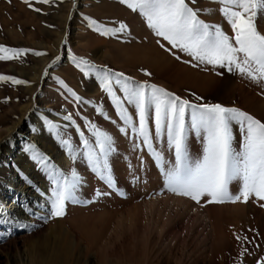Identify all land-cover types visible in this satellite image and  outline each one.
I'll return each instance as SVG.
<instances>
[{"label": "rangeland", "instance_id": "obj_1", "mask_svg": "<svg viewBox=\"0 0 264 264\" xmlns=\"http://www.w3.org/2000/svg\"><path fill=\"white\" fill-rule=\"evenodd\" d=\"M30 3L31 7L24 3V0H0V45L31 50L19 59L0 61V75L14 76L29 82L15 85L0 81V129L2 124L10 126L13 121L31 129L35 122L32 119H37V123L40 124L37 132L43 139L38 140L33 135L29 137L30 132L27 133L25 129L23 134L25 139H19L10 146L14 153H8L7 158L16 159L17 150H20L19 153L25 162L32 164L52 188L46 174L41 171L26 148L29 144L35 145L52 164L65 174H69L57 161L59 153H63L72 161L71 171L76 168L81 169L92 178L94 188L90 192L80 188L83 191L77 192L80 200L92 201L91 203L69 201L66 215L51 217L49 202L47 209L42 208L39 211V215L46 219H40L41 222L32 231L16 228L11 236L5 235L0 238V264H5L7 257L20 259V256L33 264H152L158 257L162 259L167 255L173 259L180 257L185 251L181 244H177L172 233L158 229L161 227L163 216L145 209V202L151 200L154 192L161 196L176 195L166 190L163 175L151 155L146 150L135 149L134 143L139 141L134 140V134L130 132L125 136L119 131V128L124 126L123 122L100 80L94 73L85 75L76 67V62L80 58L86 59L97 68L123 72L134 81H148L194 103H220L227 107H238L262 122H264V89L236 72H228L226 69L212 65L193 67L192 64L196 61L174 49L176 55L180 56L177 60L176 56L166 51L170 45L155 35L148 27L145 18L138 11H133L122 4L120 0H50L49 3L30 0ZM194 7L211 10L201 11L200 18L211 24H219L229 35L232 34L230 25L219 11L221 7L219 3H215L214 0H197ZM36 8L40 11H35ZM92 20L106 28H117L120 23H124L127 25V30L115 35H102L91 24ZM258 28L264 32V19L258 20ZM161 44L164 47H161ZM35 52H42L45 55L37 56ZM74 56L77 61L73 60ZM42 66L44 71L38 90L34 93V104L25 115H22L20 110L28 103L31 96L27 88L32 85V76L38 73ZM144 70L151 72L152 75H145ZM217 72H222L223 75H217ZM61 80L82 97V102L75 100L59 83ZM114 87L117 95L123 98L119 86ZM196 96L203 99L197 101ZM125 106L133 119L138 120L135 108L131 105ZM100 108L103 112L99 110ZM67 114L73 115V119L80 126L79 130L71 122L63 119ZM48 121L59 125L60 134L72 140L76 150L75 158L60 145L55 132L48 130ZM89 121L111 135L115 141L117 152L110 158V162L117 187L124 192L123 196L101 181L92 172L82 155L85 150L82 144L83 137H80L79 131H83L90 141L94 140ZM149 123L154 131V125L151 121ZM234 135V146L239 148L241 133L236 125H234ZM201 143L199 138L191 137L190 147L193 155L201 152ZM161 148L165 159H172L166 146L161 145ZM18 171L19 176L23 177L25 169ZM13 175L11 162L2 160L0 183L6 185ZM133 177L139 179L134 182ZM32 180L39 184L36 178ZM152 185L154 190L151 189ZM97 190L111 194L97 197L95 195ZM230 190L233 193L238 192L239 182L230 185ZM129 199L132 200L131 203H127ZM251 203L264 212V208L259 206L260 202L255 198L250 199L248 203L240 204L250 207ZM231 204L234 203L218 205ZM163 209L168 211L166 208ZM249 210L250 208L245 212L247 215L228 219L226 227L227 233L248 239L236 240L235 237L237 242L230 240L227 245L224 244L218 250L216 254L218 256L214 257L212 261L216 260L212 264H258L260 258L264 257V215L260 211H256V214L254 210ZM201 227L193 232V237L190 239L192 242L197 244L204 242L203 227ZM8 229L3 228V233ZM144 230L147 231V236L144 235ZM142 235L145 236L144 240ZM12 240L18 243L17 247L11 246ZM128 248L132 251H128ZM233 250L238 252H232ZM187 254L189 264H197L196 258L201 257L200 252L188 251Z\"/></svg>", "mask_w": 264, "mask_h": 264}, {"label": "snow or ice", "instance_id": "obj_2", "mask_svg": "<svg viewBox=\"0 0 264 264\" xmlns=\"http://www.w3.org/2000/svg\"><path fill=\"white\" fill-rule=\"evenodd\" d=\"M40 2L49 3L50 0ZM120 2L129 9L138 11L145 18L155 35L170 45L166 51L176 56L177 60L180 56L176 55L174 49L196 61L192 64L193 67L212 65L228 72H236L264 89V32L258 28V20L264 19V0H214L221 5L219 11L230 25L231 35L224 31L221 25L211 24L200 18L201 11L211 10L194 7L197 0ZM24 3L31 7L30 0H24ZM35 11L39 12L40 9L36 8ZM91 24L102 35H115L127 30L124 23H120L117 28H106L95 20H92ZM161 47L164 45L161 44ZM29 51L31 50L27 48L0 45V61L19 59ZM35 55L41 56L45 53L35 52ZM73 60L77 61V58L74 56ZM76 67L85 75L94 73L100 80L123 122L124 126L120 127L119 131L125 136L130 132L134 134V140L139 141L134 143L135 149L146 150L151 155L163 175L168 192L188 198L201 206L248 203L250 199L255 198L260 202L259 206L264 208V122L241 108L227 107L220 103H194L148 81H134L123 72L97 68L83 58L76 62ZM144 71L145 75H152L151 72ZM47 74L45 71V75ZM216 74L223 75L222 72ZM0 81L15 85L29 83L9 75H0ZM59 83L77 102H82V97L68 88L62 80ZM114 86H119L123 98L117 95ZM193 95L195 96V93ZM202 99L196 96L197 101ZM125 105L135 108L138 120L133 119ZM99 110L103 112L102 108ZM63 119L79 130L80 126L72 114L65 115ZM150 121L154 125V131ZM234 125L238 126L241 133L239 148L234 146ZM89 126L93 141H90L83 131H79L85 150L82 155L92 172L110 189L123 196L124 192L117 187L110 162V158L117 152L115 141L91 121ZM48 130L55 132L60 145L75 158L73 142L60 134L59 125L48 121ZM193 136L202 142V150L196 155H193L190 147V139ZM161 145L166 146L172 159H165ZM26 151L31 153V158L37 162L52 185L49 207L51 217L66 215L69 201L84 204L92 202L78 198L77 192L84 183V178L76 170H72L70 175L65 174L33 144H29ZM138 179L133 177L134 182ZM234 182H239V190L236 193L230 190V185ZM110 194L99 190L95 193L97 197ZM25 211L36 214L31 208H26ZM39 218L46 219L43 216ZM0 225H11L6 233L0 232V238L11 236L12 228L32 227L31 224L10 219L3 208H0ZM236 239L248 238L237 235ZM258 264H264V257L260 258Z\"/></svg>", "mask_w": 264, "mask_h": 264}, {"label": "bare ground", "instance_id": "obj_3", "mask_svg": "<svg viewBox=\"0 0 264 264\" xmlns=\"http://www.w3.org/2000/svg\"><path fill=\"white\" fill-rule=\"evenodd\" d=\"M45 63H47V61ZM43 71H44V66L41 67L38 73L32 76V85L27 88V91L31 93V96L26 105L22 106L21 104L22 108L20 111H22V115H25L34 104V93L38 90L39 83L41 82V78L43 75ZM32 120L35 122L31 126V129L26 128V126H23L22 123H18L16 121H13L10 126H8L7 124H2L1 125L2 128L0 129V160H1L0 163L2 162V160L4 161V159L11 162V167L13 168V172H14V175L10 176V179L9 181H7L6 185H3L0 183V200H1L0 208H3L5 210V212L8 214L10 219L19 221L21 223L31 224L32 227L29 229H26L28 232L32 231L35 227H37L36 225H38V223L41 222L39 218L41 217L39 215L40 214L39 211H41L42 208L47 209V206L50 202L49 199H50L51 187L47 185L46 179L43 178V176L39 173V171L34 169L32 164H30L28 161L25 162V160L23 159V156L20 155L19 153L21 152L20 150L19 151L17 150L16 159H8L7 154L14 153L10 149V146L13 145L14 142L18 141L19 139H25V135H23L25 133L24 132L25 129H26V132L27 131L30 132L29 137L33 135L34 138L36 137L38 140L43 139L41 134L37 132L40 129V124L37 123V119H32ZM22 144H25V142H22ZM52 150H54L53 146H52ZM57 161L59 162V165L64 170L69 172V175H70L71 166H72L71 165L72 161L70 160V158H68L63 153H59V155L57 156ZM22 168L25 169V174L23 175V177L19 176V171H18V170L21 171ZM76 171L84 178V183L82 184L81 188L90 192L94 188V183L92 181V178H90V176L82 172L81 169L79 168H76ZM33 178H36L39 181V184L33 182L32 180ZM29 181L31 183H29ZM151 189L154 190L155 189L154 186ZM82 191L80 190L79 193H81ZM2 193H4L5 195H3ZM77 195L79 194L77 193ZM133 195H134V192H133ZM152 196L153 197L151 198L150 201L145 202V206H146L145 209L148 210V212L157 213L158 215L163 216L162 217L163 221L160 224L161 227L159 228L158 227L159 225L158 226L156 225V226L158 227V229L163 230V232L172 233L173 239L177 242V244L179 245L181 244V246L185 250V251L183 250L184 252H182L180 257H175L174 259L170 258L169 255H167L166 258L164 257L163 259L162 257H158L155 263L153 262L152 264H189L188 263L189 258L187 259L188 251L200 252L199 255L201 257L196 258L197 264H212V262L216 260L215 259L214 261H212L214 257L218 256L216 255L219 252L218 250H220V248L224 244L227 245L228 242H230V240H232V242L233 240H235V237H236L235 234L227 233V230H226L227 220L235 216H238V215H247V213L245 212L249 208L252 211L254 210V212L260 211L252 203L250 204V207L244 204H240L239 202L237 204L234 203L231 205L219 206L218 204L216 205L208 204L206 206H201V205H196L195 203L183 197H176L172 195L170 196L163 195L164 196L163 197L159 193H156V192H154ZM25 197H28V198H25ZM129 200L127 201V203L132 202V200L130 201ZM142 206L144 208V205ZM26 208H31L33 212L36 213L37 215L29 214L28 212L25 211ZM163 208L168 209V211L166 212V210ZM260 212L264 215V212L262 211ZM135 219H134V223L136 222ZM145 222L147 224V221ZM201 226L203 227V233H204L205 239L203 243L197 244L195 242H192V240L190 239H192L193 237L192 236L193 232ZM5 227L10 228L11 225H0V232L3 233L4 232L3 228ZM151 228L153 229V227ZM156 228L154 229L156 230ZM15 229L16 228H12V232H14ZM89 229H90V226H89ZM135 229L137 228L135 227ZM135 231L137 232V230ZM147 231L144 232V235L147 234ZM141 237H142V240H144L145 236L143 237L142 235ZM136 241H137V237H136ZM148 241L146 243H148ZM140 242L143 243V241H140ZM138 243H139V240H138ZM10 244L11 246L13 245L14 247H17L18 243L15 240H12ZM128 251H132V250L128 248ZM232 252H238V251L233 250ZM13 263L33 264L32 262H29L27 259H25L22 256H20V259L13 258V257L5 258V264H13Z\"/></svg>", "mask_w": 264, "mask_h": 264}]
</instances>
